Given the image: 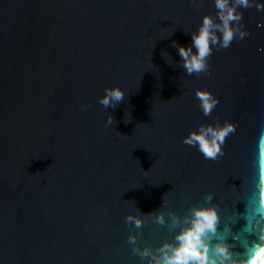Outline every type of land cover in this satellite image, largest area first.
Masks as SVG:
<instances>
[{
  "label": "water",
  "instance_id": "95a60500",
  "mask_svg": "<svg viewBox=\"0 0 264 264\" xmlns=\"http://www.w3.org/2000/svg\"><path fill=\"white\" fill-rule=\"evenodd\" d=\"M256 2L238 9L247 35L190 75L176 45L216 18L213 0H0V264H147L133 248L171 242L172 218L208 194L218 233L242 251L232 237L246 235L264 127ZM112 86L125 99L105 109L98 98ZM199 90L218 100L208 116ZM226 120L236 131L216 159L183 143Z\"/></svg>",
  "mask_w": 264,
  "mask_h": 264
},
{
  "label": "clouds",
  "instance_id": "9594fccd",
  "mask_svg": "<svg viewBox=\"0 0 264 264\" xmlns=\"http://www.w3.org/2000/svg\"><path fill=\"white\" fill-rule=\"evenodd\" d=\"M216 18L210 15L201 17L200 25L192 32L190 45H176L177 53L188 74L207 72V57L214 47L228 48L235 36L243 39L247 35L238 27L241 20L239 8L253 6L252 0H213ZM257 11L264 9V0L255 3ZM261 27L260 24L257 25ZM219 33V35H217ZM264 51V49H258ZM200 109L204 116L210 115L218 100L208 90L196 92ZM125 99V93L118 86L106 87L98 98V103L105 109L115 107ZM86 107V106H82ZM113 122L111 115L106 123ZM127 122V121H126ZM236 127L229 121L223 124L198 125L183 138V143L195 147L206 159H216L223 155L222 146L225 137L234 134ZM255 166L258 171L256 189L245 200L243 214L245 226L244 237L233 236L240 240L242 251L233 252L225 233H218L220 214L213 203L211 194L203 203L194 205L189 213L180 219L173 217V225H179L171 242H163L155 251L133 248L147 264H264V127L259 130ZM126 221L139 228L142 219L139 216H126ZM157 223L163 224V215L156 213ZM248 235L254 236L249 241ZM129 243H135L133 236L127 237ZM213 241H215L213 243Z\"/></svg>",
  "mask_w": 264,
  "mask_h": 264
}]
</instances>
